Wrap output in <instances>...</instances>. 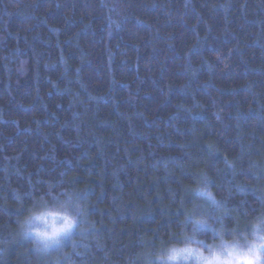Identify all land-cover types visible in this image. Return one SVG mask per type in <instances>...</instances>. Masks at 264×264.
<instances>
[{"label":"trees","instance_id":"obj_1","mask_svg":"<svg viewBox=\"0 0 264 264\" xmlns=\"http://www.w3.org/2000/svg\"><path fill=\"white\" fill-rule=\"evenodd\" d=\"M203 172L264 211V0H0V264H47L49 182L90 192L75 264H142Z\"/></svg>","mask_w":264,"mask_h":264},{"label":"clouds","instance_id":"obj_2","mask_svg":"<svg viewBox=\"0 0 264 264\" xmlns=\"http://www.w3.org/2000/svg\"><path fill=\"white\" fill-rule=\"evenodd\" d=\"M206 172L188 191L194 201L176 231L148 243L142 264H264V211L249 215L245 203H231V190L220 194ZM88 189L49 182L46 190L24 209L14 236L47 264H75L78 249H86L96 227L90 217ZM18 203L31 195L16 194ZM264 205V194L258 196ZM243 222H242V220Z\"/></svg>","mask_w":264,"mask_h":264}]
</instances>
